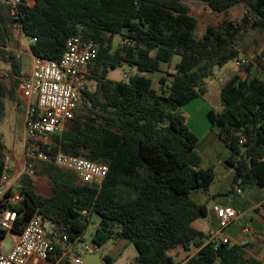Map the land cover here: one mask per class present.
<instances>
[{"label": "trees", "instance_id": "obj_1", "mask_svg": "<svg viewBox=\"0 0 264 264\" xmlns=\"http://www.w3.org/2000/svg\"><path fill=\"white\" fill-rule=\"evenodd\" d=\"M200 1L219 13L245 5L249 14L209 25L198 37V19L184 0H23L16 12L0 0V61L8 65V82L0 78V120L7 114V98L19 102L25 76L23 60L8 49L16 28L28 40L36 39L29 42L32 55L50 60L63 56L72 36L98 45L87 81L77 88L81 104L66 129L47 141L28 140L25 148L36 155L63 152L106 163L103 185L82 182L52 162L36 171L51 179L48 194L27 173L13 184L22 195L13 207L18 214L13 232L21 233L41 215L56 264H72L63 256L70 243L63 237L82 239L94 213L100 223L93 241L128 240L137 249L136 264H264L246 246L213 239L193 225L207 216V204L198 197L209 190L216 173L202 166L196 153L199 137L179 110L205 98L215 68L239 59L250 31L264 32V0ZM175 57L179 61L167 74L170 80L161 76L156 89L151 75L163 72V64ZM121 66L131 69L128 79H110V70ZM238 66L242 72H230L221 85L222 109L210 108L207 118L230 152L226 162L234 170L232 186L264 188V49ZM8 156L12 172L16 161L0 133V180ZM181 246L197 252L177 261L170 251ZM103 260L112 264L114 258Z\"/></svg>", "mask_w": 264, "mask_h": 264}, {"label": "built area", "instance_id": "obj_2", "mask_svg": "<svg viewBox=\"0 0 264 264\" xmlns=\"http://www.w3.org/2000/svg\"><path fill=\"white\" fill-rule=\"evenodd\" d=\"M18 10L23 0H1ZM35 38L29 42H35ZM98 56V45L80 36H72L67 40L66 51L59 60L42 57L32 58V69L19 84L20 95L28 101L25 122V136L28 140L47 141L52 134H61L80 102L78 87L75 85L78 76L84 72ZM249 59L237 61L238 65L247 64ZM128 74L125 73L127 79ZM35 99V105L32 101ZM37 115L33 117L32 115ZM243 141V140H242ZM28 158L39 159L42 162H52L58 167L73 170L82 182L93 183L101 187L108 175L109 165L90 160L85 156H76L59 152L54 156L45 153L35 154L25 152V164L20 174L34 173L33 163ZM11 156L6 158V170L0 180V229L6 232L0 236V264H37V260H49L55 252L53 241L48 236V229L41 215H35L24 230L15 234L13 227L17 221V211L13 208L22 199L20 192L13 190V182L9 178L12 166ZM238 192L241 188L236 186ZM214 212L218 218V240L224 243L246 246L248 239L242 237L233 241L224 233L238 217V210L232 205H215ZM252 232L250 227H244L242 234ZM213 238L215 234H212ZM12 238L10 250L6 249L7 238ZM63 241L69 243L64 252L73 264H84L83 257L77 256L67 236ZM87 250H90L87 247Z\"/></svg>", "mask_w": 264, "mask_h": 264}, {"label": "rangeland", "instance_id": "obj_3", "mask_svg": "<svg viewBox=\"0 0 264 264\" xmlns=\"http://www.w3.org/2000/svg\"><path fill=\"white\" fill-rule=\"evenodd\" d=\"M184 3L189 6L190 14L198 19V27L196 30L198 37H202L204 35L206 28L209 25L218 27L224 20H240L243 19L246 14H249L248 8L245 5H238L231 8L226 13H219L213 11L204 1L184 0ZM15 36V39L9 44L8 49L15 51L18 58L23 60V77L32 69L31 57L28 54L29 40L23 35L20 28H16ZM241 49L242 54L238 60L249 59L250 62L253 61L256 54L260 53L264 49V32L250 31L243 39ZM178 61L179 58L175 57L171 64H163V72L151 75L156 89L159 88V79L161 76H166L170 80V76L167 74L174 72L175 64ZM237 61L232 60L222 68H215L214 77L208 79V90L205 94V98H197L179 108L181 114L185 117V122L189 129L199 137L196 153L202 158V166H212L215 169L216 178L214 183L207 192L202 193L198 197L200 199L199 201L206 203L207 206H212L214 203L224 202L227 197L233 193L231 189V178L234 170L226 162L230 156V152L227 146L220 139L218 129L216 127H212L208 121L207 112L212 107L218 111L222 109L219 96L220 88L224 79L230 74V72L235 70H241L242 72V67L238 66ZM3 68H8V65L0 61V78L8 82V76H6L8 72ZM125 73H127L129 77L132 73L131 69H128L127 66H121L111 69L108 77L117 81L127 80L128 77L127 79L125 78ZM18 100L20 101L19 104L17 101L7 98V114L5 118L0 120V133L3 134L9 154L12 156L14 155L15 158L19 159L23 167L25 152L29 153V150L27 151L25 148L28 141V138L25 136V122L28 103L22 96H19ZM28 159L31 163H33L34 168V173L30 176L34 179L35 177L38 178V190L47 194L50 191L51 179L47 175H36V171H41L44 162L35 158ZM62 169L68 170L65 168ZM68 171L76 174L73 170ZM237 186L242 188L239 184ZM202 218L204 222L208 224L207 226H212L209 216ZM252 218V214L250 212H246L241 220L226 229L227 232L231 233L234 229L241 228L243 226L241 224L243 223L251 224ZM99 223L100 216L94 213L90 217V222L87 225L83 238L77 239L71 243L75 254L77 256L84 257L87 253H98L102 256V258L106 255L112 256L114 258L112 264H136L138 252L135 246L128 240L124 238L109 239L103 245H98L93 241V234ZM11 245L12 238L8 237L6 249L10 250ZM87 247H89L90 250H87ZM196 252L197 249L194 247L186 249L182 246L170 251L176 260L180 262L195 255ZM36 263L39 264L40 260H37Z\"/></svg>", "mask_w": 264, "mask_h": 264}, {"label": "crops", "instance_id": "obj_4", "mask_svg": "<svg viewBox=\"0 0 264 264\" xmlns=\"http://www.w3.org/2000/svg\"><path fill=\"white\" fill-rule=\"evenodd\" d=\"M28 54L30 55L32 61L33 55L30 49L28 50ZM88 73H89V68H87L84 72H82L78 76L75 83L77 87L84 84L87 81L86 76ZM19 96H21L20 93ZM26 102L28 103L27 100ZM19 103L20 101L18 102V104ZM32 103L35 105V99L32 101ZM27 110H28V106H27ZM13 157L14 160L16 161V164L12 168V172L9 173V178L14 184L15 180L20 174L21 171L20 168L22 167V164L19 159L15 158L14 155ZM24 164H25V160H24ZM35 180L37 182V187H38V178L35 177ZM236 186L237 185L231 186L233 193H231L224 202L214 203L212 206H207L208 207L207 216H209L210 223L212 226H207L208 224L204 222L203 218L197 219L193 223V225L197 229L211 234L212 238H213L212 234H215L214 235L215 238L213 239H218L219 238V235H217L218 218L213 209L215 205H232L238 210L239 215L231 225H235L239 220L242 219L243 215L246 212H250L253 216L251 224L243 223L241 224L243 225L241 228L234 229L231 233H228L227 230L225 229L224 233L230 236L233 241L240 240L242 237L247 238L249 241L248 244L246 245L247 253L251 256L260 259L264 263V188H259L256 186H248V187H242L241 192H238L235 189ZM249 225H256V226H249ZM244 227H250L252 229V232L249 234H242V230ZM39 264H56V263L53 262L52 259L50 258L49 260H40ZM215 264H220V262L217 261Z\"/></svg>", "mask_w": 264, "mask_h": 264}, {"label": "water", "instance_id": "obj_5", "mask_svg": "<svg viewBox=\"0 0 264 264\" xmlns=\"http://www.w3.org/2000/svg\"><path fill=\"white\" fill-rule=\"evenodd\" d=\"M84 264H106L102 256L98 253H87L83 257Z\"/></svg>", "mask_w": 264, "mask_h": 264}]
</instances>
